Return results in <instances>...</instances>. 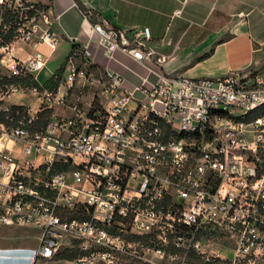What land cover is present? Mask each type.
<instances>
[{"label":"built area","instance_id":"built-area-1","mask_svg":"<svg viewBox=\"0 0 264 264\" xmlns=\"http://www.w3.org/2000/svg\"><path fill=\"white\" fill-rule=\"evenodd\" d=\"M0 8L10 15L0 22V226L41 232L35 248L0 249V264L65 250L69 264H264L262 79L162 76L126 91L107 71L106 103L74 105L33 130L39 112L67 107L74 81L87 78L75 61L117 51L152 61V34L94 23L95 42L72 54L56 97H38L33 112L11 101L42 91L13 79L46 66L40 45L58 42L52 13L28 0Z\"/></svg>","mask_w":264,"mask_h":264},{"label":"crops","instance_id":"crops-1","mask_svg":"<svg viewBox=\"0 0 264 264\" xmlns=\"http://www.w3.org/2000/svg\"><path fill=\"white\" fill-rule=\"evenodd\" d=\"M47 7L52 13L57 38L54 49L46 44V66L34 73L43 85L64 63L74 43L95 42L91 15L83 13L74 0H28ZM98 23L107 21L124 30L148 27L152 34V61L140 63L117 51L111 58H96L87 74L112 71L122 77L123 89L132 91L151 87L162 76L220 78L230 74L259 77L264 81V0H81ZM181 9L182 16L172 19ZM64 50V53H60ZM211 54L200 61L196 58ZM157 58L161 62H157ZM55 64V65H53ZM53 65V66H52ZM48 71L45 82L39 76ZM106 79V78H105ZM141 96L140 93L137 94ZM13 97L11 103L28 105ZM35 248L33 246H0V249ZM66 261V260H65ZM67 262V261H66ZM68 263V262H67Z\"/></svg>","mask_w":264,"mask_h":264},{"label":"rangeland","instance_id":"rangeland-1","mask_svg":"<svg viewBox=\"0 0 264 264\" xmlns=\"http://www.w3.org/2000/svg\"><path fill=\"white\" fill-rule=\"evenodd\" d=\"M3 11L0 8V22L3 15ZM182 16V15H181ZM179 16V17H181ZM178 18V17H177ZM10 38V34H9ZM10 41V39H9ZM16 49L18 47L16 46ZM60 53H64V50H61ZM74 64L82 69L85 73L87 78H80L74 81L72 88L68 92V96L66 97V105L67 107L59 108L58 106L54 105V113L61 116H68L72 114L71 109L74 105H78L80 108H88L89 104L93 103V106L96 107L100 103H106L105 95L103 94V84L106 81L104 78V73L98 72L94 75L87 74L86 69L93 68L90 62L85 60H78L75 61ZM55 65V64H53ZM52 65V66H53ZM70 63L69 61L66 62V70L64 71L65 75L68 74L66 71L69 68ZM3 67H0V74L5 73ZM49 75L48 71L43 72L39 79L41 82H45ZM64 75V74H63ZM63 76L61 77V79ZM66 89H68L66 87ZM64 87L60 89L61 92H65L66 90ZM59 90V89H58ZM47 91V92H46ZM59 91V92H60ZM28 93L26 96H18L17 99L23 103H28L30 106L33 107L34 110L37 109L38 103L36 102L38 97L40 98H47L51 96L53 100L56 97V93H51L48 89L42 90L41 93L33 94L26 89ZM58 92V91H57ZM40 102V101H39ZM41 232L39 229L34 227H16V226H0V246H33L37 247L39 245V237ZM40 264H69L65 260H51L41 262ZM104 264V263H100Z\"/></svg>","mask_w":264,"mask_h":264},{"label":"trees","instance_id":"trees-1","mask_svg":"<svg viewBox=\"0 0 264 264\" xmlns=\"http://www.w3.org/2000/svg\"><path fill=\"white\" fill-rule=\"evenodd\" d=\"M74 2L77 4V6L80 8V10L85 13L86 15H91L90 17V21L92 23H96L97 22V18L95 16V13H91L90 10H88L86 8V6L82 3L81 0H74ZM10 15L8 13H4L3 14V19L4 22L3 23H7L9 21ZM81 47L80 44L78 43H74L71 47V50L68 54V56L66 57L64 63L56 70V72L43 84H39V82H37L33 76H28L23 80H17V79H13L14 82L16 83H21L23 86L28 87L30 89H37L39 91H42L44 89H48L51 93H57L59 86H60V82H61V77L64 74V71L66 70V62L70 60L72 54L76 51L79 50V48ZM212 51L199 56L196 58L197 61L203 60L205 58H207ZM94 67V66H93ZM18 106H13L12 109L17 108ZM54 111L51 109H45L41 112H39L37 114V119L33 125V130L36 129H40L42 127H45L49 120L51 119L52 115H53ZM75 256L74 253H71L69 250H65L61 253L58 254V256L56 257V260H72V258Z\"/></svg>","mask_w":264,"mask_h":264}]
</instances>
